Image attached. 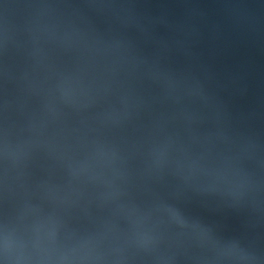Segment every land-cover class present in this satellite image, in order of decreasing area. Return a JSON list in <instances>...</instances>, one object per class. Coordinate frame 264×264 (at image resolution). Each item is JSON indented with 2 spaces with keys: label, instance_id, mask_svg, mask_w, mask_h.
Here are the masks:
<instances>
[{
  "label": "water",
  "instance_id": "95a60500",
  "mask_svg": "<svg viewBox=\"0 0 264 264\" xmlns=\"http://www.w3.org/2000/svg\"><path fill=\"white\" fill-rule=\"evenodd\" d=\"M0 264H264V0H0Z\"/></svg>",
  "mask_w": 264,
  "mask_h": 264
}]
</instances>
